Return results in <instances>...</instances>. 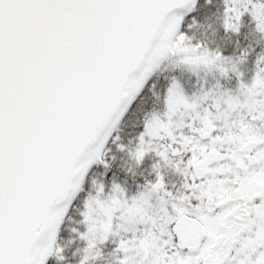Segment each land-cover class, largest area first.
I'll return each mask as SVG.
<instances>
[{
	"label": "snow or ice",
	"instance_id": "snow-or-ice-1",
	"mask_svg": "<svg viewBox=\"0 0 264 264\" xmlns=\"http://www.w3.org/2000/svg\"><path fill=\"white\" fill-rule=\"evenodd\" d=\"M0 264H264V0H0Z\"/></svg>",
	"mask_w": 264,
	"mask_h": 264
}]
</instances>
